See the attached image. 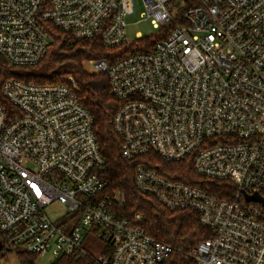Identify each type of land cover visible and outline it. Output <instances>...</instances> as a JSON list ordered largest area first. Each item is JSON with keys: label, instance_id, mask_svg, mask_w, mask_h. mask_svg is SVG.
<instances>
[{"label": "built area", "instance_id": "built-area-1", "mask_svg": "<svg viewBox=\"0 0 264 264\" xmlns=\"http://www.w3.org/2000/svg\"><path fill=\"white\" fill-rule=\"evenodd\" d=\"M160 28L149 50L87 60L107 76L119 104L112 128L124 158H188L194 171L229 181L220 198L196 184L136 164L137 190L169 209H190L212 234L186 263L264 264V0H140ZM134 0H0V55L28 66L47 53L46 23L74 40L130 44L125 17ZM85 60L82 61V65ZM72 74L57 82L0 80V256L8 250L90 255L82 241H105L94 264H168L173 248L118 215L93 118ZM57 201L66 214L51 220ZM67 215V217H66ZM16 264V263H12Z\"/></svg>", "mask_w": 264, "mask_h": 264}, {"label": "trees", "instance_id": "trees-1", "mask_svg": "<svg viewBox=\"0 0 264 264\" xmlns=\"http://www.w3.org/2000/svg\"><path fill=\"white\" fill-rule=\"evenodd\" d=\"M51 42L46 55L36 64L17 66L9 64L0 55V80L15 77L25 81L57 82L62 75L72 74L78 81V95L93 118V130L104 164L109 187L124 193L125 203L117 209L118 215L132 219L135 212L142 214L137 222L156 240L169 244L173 250L166 258L168 264L186 263V251L199 241L209 237L212 230L203 226L195 211L169 209L153 196L139 192L133 181L134 168L138 163L155 169L158 173L175 180L196 184L212 194L229 199L232 185L229 181L209 179L196 173L191 161L162 159L151 152L132 158H124L120 152V139L112 128V117L119 104L110 90L104 73L88 72L82 61L105 58L109 61L141 50H149L155 40L140 38L137 43L106 47L98 38L74 40L70 35L50 23H46ZM20 264H36L37 254L16 251ZM50 264H94L91 255L77 257L61 255Z\"/></svg>", "mask_w": 264, "mask_h": 264}, {"label": "rangeland", "instance_id": "rangeland-1", "mask_svg": "<svg viewBox=\"0 0 264 264\" xmlns=\"http://www.w3.org/2000/svg\"><path fill=\"white\" fill-rule=\"evenodd\" d=\"M185 0H176L183 5ZM144 5L140 0H134L133 12L125 17V38L127 41L137 43L140 38H153L160 33V28L154 27L149 19H143ZM83 68L92 72L93 67L88 63L87 59L83 64ZM45 213L51 220L66 214L64 206L54 201L45 208ZM67 217V215H66ZM105 241L93 235H86L82 241V247L90 254L97 255L104 247ZM58 255L57 257H60ZM51 252L42 255H37L35 259L36 264H50L55 258ZM20 264L15 249L8 250L4 256H0V264Z\"/></svg>", "mask_w": 264, "mask_h": 264}, {"label": "water", "instance_id": "water-1", "mask_svg": "<svg viewBox=\"0 0 264 264\" xmlns=\"http://www.w3.org/2000/svg\"><path fill=\"white\" fill-rule=\"evenodd\" d=\"M244 197L248 201H258V202H261L262 205H263V207H264V199H263V197H261L260 194H258V193H252V194L244 193ZM0 248H1V243H0Z\"/></svg>", "mask_w": 264, "mask_h": 264}]
</instances>
